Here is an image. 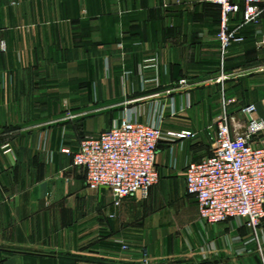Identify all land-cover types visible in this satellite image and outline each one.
Instances as JSON below:
<instances>
[{
  "label": "crops",
  "instance_id": "crops-1",
  "mask_svg": "<svg viewBox=\"0 0 264 264\" xmlns=\"http://www.w3.org/2000/svg\"><path fill=\"white\" fill-rule=\"evenodd\" d=\"M220 23L207 0H0V264H264V221L210 223L186 190L221 114L264 118V11L225 54ZM124 118L165 137L159 183L116 204L74 155Z\"/></svg>",
  "mask_w": 264,
  "mask_h": 264
},
{
  "label": "built area",
  "instance_id": "built-area-1",
  "mask_svg": "<svg viewBox=\"0 0 264 264\" xmlns=\"http://www.w3.org/2000/svg\"><path fill=\"white\" fill-rule=\"evenodd\" d=\"M207 1L220 9L218 40L223 54L244 40L241 27L257 23L264 11V0ZM241 11L243 23L235 26L232 19ZM261 44L264 46V37ZM7 50L0 36V53ZM187 83L180 80L181 85ZM240 113L225 111L216 119L218 130L211 154L187 165L186 190L196 198L201 218L221 223L241 217L257 234L264 221V118L257 115L254 103L242 107ZM168 134L194 136L191 131ZM164 137L161 126L124 118L83 139L74 155L75 165L84 170L91 189L111 190L116 204L129 197L144 199L160 181L157 155Z\"/></svg>",
  "mask_w": 264,
  "mask_h": 264
},
{
  "label": "rangeland",
  "instance_id": "rangeland-1",
  "mask_svg": "<svg viewBox=\"0 0 264 264\" xmlns=\"http://www.w3.org/2000/svg\"><path fill=\"white\" fill-rule=\"evenodd\" d=\"M175 137H178V136H175ZM180 138V137H179Z\"/></svg>",
  "mask_w": 264,
  "mask_h": 264
}]
</instances>
